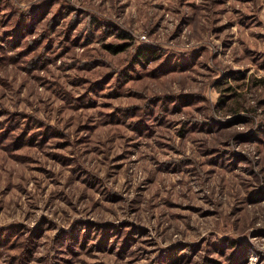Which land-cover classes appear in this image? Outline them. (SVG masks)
Here are the masks:
<instances>
[{
	"label": "rangeland",
	"instance_id": "obj_1",
	"mask_svg": "<svg viewBox=\"0 0 264 264\" xmlns=\"http://www.w3.org/2000/svg\"><path fill=\"white\" fill-rule=\"evenodd\" d=\"M0 264H264V0H0Z\"/></svg>",
	"mask_w": 264,
	"mask_h": 264
},
{
	"label": "trees",
	"instance_id": "obj_2",
	"mask_svg": "<svg viewBox=\"0 0 264 264\" xmlns=\"http://www.w3.org/2000/svg\"><path fill=\"white\" fill-rule=\"evenodd\" d=\"M123 38H127L128 36L126 34H122ZM106 47L112 52V53H119L121 51H124L128 48L127 43L123 44H107ZM156 50L150 47H142L138 51L139 58H145L146 60H150V58L155 59Z\"/></svg>",
	"mask_w": 264,
	"mask_h": 264
}]
</instances>
